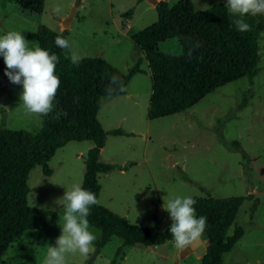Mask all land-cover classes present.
<instances>
[{
    "label": "rangeland",
    "instance_id": "1",
    "mask_svg": "<svg viewBox=\"0 0 264 264\" xmlns=\"http://www.w3.org/2000/svg\"><path fill=\"white\" fill-rule=\"evenodd\" d=\"M192 1L198 10L216 2L226 4V0ZM130 9L132 14L125 16ZM71 12L64 27L62 21ZM157 19L155 5L149 0H44L40 14L23 10L14 0H0V35L21 31L26 40L38 43L39 26L59 30L60 25L66 29L71 55L100 56L123 72L144 56L131 35ZM182 43L184 49L189 48L187 36H182ZM162 59L167 63L177 60L165 52ZM140 66L143 72L131 77L126 94L104 99L98 111L105 130L125 131L123 135L108 134L101 149L100 161L115 167L98 174V204L132 224L155 227L156 231L171 225L161 206L177 195L248 196L227 232L232 234L235 225H240L244 234L222 255V264H264V31L259 38L258 73L251 81L241 77L221 85L181 112L147 117L152 83L147 61ZM5 68L0 56V128L37 130L44 116L25 112L19 101L22 86L9 81ZM91 145L90 141H71L59 148L48 163L50 175L40 165L31 170L28 205L47 227L26 231L12 243L0 264H45L47 245L56 246V237L61 235L57 221L64 208L58 199L65 189L82 185ZM40 206L56 211L47 212ZM91 228L98 230V240L100 230ZM96 241L87 256L66 253L65 264H112L113 259L115 264L201 263V256L194 251L183 255L184 249L177 248L174 241L165 243L164 254L156 246H124L117 236L96 253ZM119 247L121 252L115 258Z\"/></svg>",
    "mask_w": 264,
    "mask_h": 264
},
{
    "label": "trees",
    "instance_id": "2",
    "mask_svg": "<svg viewBox=\"0 0 264 264\" xmlns=\"http://www.w3.org/2000/svg\"><path fill=\"white\" fill-rule=\"evenodd\" d=\"M14 1L30 13L40 14L44 9V0ZM225 5L216 2L206 10H198L192 0H179L171 6L166 1H158L155 5L157 21L131 35L144 56L138 57L126 72L100 56L82 57L79 65H74L70 49H61L54 42L56 36L67 38L66 29L39 26L38 46L59 57L55 75L60 79V86L53 111L43 117L37 130L0 128V260L26 231L47 227L46 222H39L35 209L28 205V177L37 165L42 166L45 175H50L52 170L48 163L59 148L71 141L92 143L86 152L81 186L98 197L101 188L98 174L115 167V164L100 161L101 149L108 134L125 133L120 128L105 130L98 111L104 99L126 94L131 77L143 72L140 66L143 60L147 61L152 83L149 119L184 111L221 85L241 77L251 81L257 75L263 15H246L244 19L251 30L241 32L233 24L234 17ZM131 14V9L124 13L125 16ZM184 35L189 40L188 49H184L182 43ZM163 52L177 60L174 63L163 61ZM113 76L119 78L123 90L120 85L111 84ZM109 87L113 89L111 94L106 91ZM233 145L237 146V142ZM247 197H192L196 201L197 217H207V227L202 234L207 241L206 251L200 264H222V255L232 250L243 236L244 228L240 225H235L232 234L227 232ZM87 219L100 230L96 253L112 236L119 237L124 246H156L173 241L170 226L155 231V227L135 225L99 204L92 206ZM120 252L121 247L115 258ZM112 264H115L114 259Z\"/></svg>",
    "mask_w": 264,
    "mask_h": 264
},
{
    "label": "clouds",
    "instance_id": "3",
    "mask_svg": "<svg viewBox=\"0 0 264 264\" xmlns=\"http://www.w3.org/2000/svg\"><path fill=\"white\" fill-rule=\"evenodd\" d=\"M171 6L174 0H168ZM226 8L234 17L233 24L241 32L250 31V25L244 17L264 15V0H226ZM206 10V9H205ZM55 45L61 49L71 48L69 39L55 37ZM31 45V46H30ZM0 56L6 65L4 74L9 81L22 86L19 101L27 114L46 116L53 111L54 99L60 86V79L55 75L59 57L55 53L38 46L37 42L28 41L21 31H8L0 35ZM71 62L78 66L81 57L73 53ZM111 84L120 85L118 77H111ZM123 90V86L120 85ZM112 88L106 91L111 94ZM64 208V214L58 216L61 235L56 237V246L47 245L45 264H65L66 253L79 252L87 256L97 240V231H93L87 217L92 206L99 203L97 196L84 189L80 184L73 185L58 199ZM196 201L191 196L177 195L162 204L167 211L171 225L169 232L177 248L185 249L199 239L207 227V217L196 215ZM32 206H36L33 202ZM47 212L55 208H45ZM25 243L27 242L25 238Z\"/></svg>",
    "mask_w": 264,
    "mask_h": 264
},
{
    "label": "water",
    "instance_id": "4",
    "mask_svg": "<svg viewBox=\"0 0 264 264\" xmlns=\"http://www.w3.org/2000/svg\"><path fill=\"white\" fill-rule=\"evenodd\" d=\"M151 3H153L154 5H156L158 3V0H149ZM72 17V12L69 14L67 20L62 21L63 26L66 27L68 26V22ZM158 252L160 254H164L165 253V248H166V244L165 243H161L156 245ZM194 251L197 255L202 256L205 251H206V245L204 244V240L202 237H200L199 239H197L196 241L192 242L189 246H187L184 250H183V255L187 254L188 252Z\"/></svg>",
    "mask_w": 264,
    "mask_h": 264
},
{
    "label": "crops",
    "instance_id": "5",
    "mask_svg": "<svg viewBox=\"0 0 264 264\" xmlns=\"http://www.w3.org/2000/svg\"><path fill=\"white\" fill-rule=\"evenodd\" d=\"M158 1H159V0H158ZM62 18H64V17H62ZM60 20H62V19H60ZM59 24H60V21H59ZM59 30H62V27H60V25H59ZM140 56H142V54H141ZM140 56H139V57H140ZM148 73H150V72H148ZM90 147H91V146H89L88 149H89ZM88 149H87V150H88Z\"/></svg>",
    "mask_w": 264,
    "mask_h": 264
}]
</instances>
